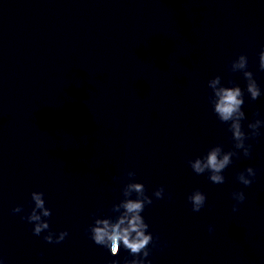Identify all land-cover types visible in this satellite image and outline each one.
Returning a JSON list of instances; mask_svg holds the SVG:
<instances>
[{
  "label": "clouds",
  "instance_id": "1",
  "mask_svg": "<svg viewBox=\"0 0 264 264\" xmlns=\"http://www.w3.org/2000/svg\"><path fill=\"white\" fill-rule=\"evenodd\" d=\"M258 67L264 71V47L258 53ZM227 70L230 73H241L245 80V87L233 80H229L225 86L222 83V77L216 75L207 82V87L211 90L208 96V102L212 107L213 113L217 119L227 125V130L231 133L233 147L225 151L222 144L210 147L202 156L187 161L192 171L197 175L207 173V179L213 184L225 183L224 170L233 163V157L239 158L242 154L245 158H251L252 145L246 143L249 139H255L261 135L260 129L264 126V119L254 118L248 123V132L242 127V121L247 117L242 110L244 105V96L247 94L252 101L257 100L261 95V88L258 85L254 74L249 70L248 57L245 53H240L236 58L230 60L227 64ZM254 117L259 116V112L253 113ZM256 169L248 166L236 173L235 179L245 187L251 186L256 177ZM136 172L127 171L125 177L127 182L123 183L121 188L122 199L118 203H113L110 212L117 213L113 219L112 216L101 217L98 212L90 215L93 222L85 229L89 238L98 246L109 249L112 256H117L123 247L131 256L124 259L123 264H151L148 257L151 255V249L159 246V237H154L149 231V225L146 223L142 213L146 206L153 203V197L156 200H171V193L165 192V187L160 185L152 191L151 196L147 194L145 185L135 181ZM114 181H119L120 177L113 176ZM235 201L232 205V211H239V205L243 203L246 196L242 190H235L231 194ZM32 208L30 212L21 216L22 220L32 224V233L40 236L46 233L42 238L49 244H60L69 235L67 230L59 233L50 228L48 218L51 217L52 211L46 206L44 193L42 191H32L30 193ZM134 196V198H133ZM206 194L199 188L187 196L191 205V210L200 212L206 203ZM13 214H19L24 211L22 205H17L12 210ZM99 211V210H98ZM214 228L208 226V232L212 233ZM0 264H5L4 258L0 256ZM109 264H121L118 260H111Z\"/></svg>",
  "mask_w": 264,
  "mask_h": 264
}]
</instances>
